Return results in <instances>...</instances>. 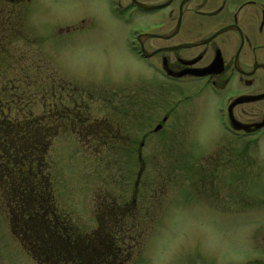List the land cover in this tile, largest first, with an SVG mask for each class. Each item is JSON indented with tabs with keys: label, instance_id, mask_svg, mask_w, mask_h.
Masks as SVG:
<instances>
[{
	"label": "rangeland",
	"instance_id": "obj_1",
	"mask_svg": "<svg viewBox=\"0 0 264 264\" xmlns=\"http://www.w3.org/2000/svg\"><path fill=\"white\" fill-rule=\"evenodd\" d=\"M103 5L0 0V113L14 101L72 116L49 162L74 234L102 240L111 210L126 218L115 228L120 252L115 240L90 263L264 264V140L247 141L243 155L221 127L222 97L149 71L129 51L131 30L105 15L97 23ZM0 264H40L1 200Z\"/></svg>",
	"mask_w": 264,
	"mask_h": 264
},
{
	"label": "flooded vegetation",
	"instance_id": "obj_2",
	"mask_svg": "<svg viewBox=\"0 0 264 264\" xmlns=\"http://www.w3.org/2000/svg\"><path fill=\"white\" fill-rule=\"evenodd\" d=\"M103 2L97 23L103 25L105 15L131 30L129 51L149 71L166 83L222 97L221 127L242 142L243 155L247 141L264 140V0Z\"/></svg>",
	"mask_w": 264,
	"mask_h": 264
},
{
	"label": "trees",
	"instance_id": "obj_3",
	"mask_svg": "<svg viewBox=\"0 0 264 264\" xmlns=\"http://www.w3.org/2000/svg\"><path fill=\"white\" fill-rule=\"evenodd\" d=\"M15 103L0 113V200L22 247L40 264H95V257L111 251L115 240L113 250L120 252L116 229L127 225L117 210L110 211L111 223L99 236L102 240L91 241L72 232L70 219L57 205L49 153L69 113L61 108L53 120L52 110L59 106L51 107V114L37 116L36 106L16 108ZM88 119L82 124L88 125ZM115 218L122 219L119 225Z\"/></svg>",
	"mask_w": 264,
	"mask_h": 264
},
{
	"label": "water",
	"instance_id": "obj_4",
	"mask_svg": "<svg viewBox=\"0 0 264 264\" xmlns=\"http://www.w3.org/2000/svg\"><path fill=\"white\" fill-rule=\"evenodd\" d=\"M222 33H224V31L221 32V33H219V34H222ZM219 34H218V35H219ZM160 129H161V127L159 126V127L156 129V132L160 131Z\"/></svg>",
	"mask_w": 264,
	"mask_h": 264
}]
</instances>
